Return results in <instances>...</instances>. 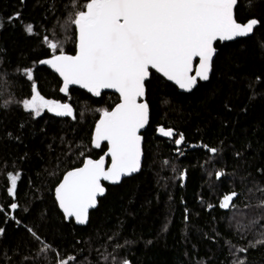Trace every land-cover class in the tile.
I'll return each instance as SVG.
<instances>
[{"label":"trees","instance_id":"obj_1","mask_svg":"<svg viewBox=\"0 0 264 264\" xmlns=\"http://www.w3.org/2000/svg\"><path fill=\"white\" fill-rule=\"evenodd\" d=\"M87 2L0 0V264H264V244L256 243L264 240V0H239L237 20L259 26L218 42L210 79L193 91L152 71L143 167L107 184L80 226L66 220L54 191L68 170L106 151L93 147L94 127L120 98L76 87L63 95L59 76L39 62L75 53L74 13ZM35 91L70 104L74 115L26 110L22 102ZM10 174H18L14 194ZM232 192L234 207L222 209Z\"/></svg>","mask_w":264,"mask_h":264},{"label":"snow or ice","instance_id":"obj_2","mask_svg":"<svg viewBox=\"0 0 264 264\" xmlns=\"http://www.w3.org/2000/svg\"><path fill=\"white\" fill-rule=\"evenodd\" d=\"M238 0H88L83 10L74 13V24L78 27V52L76 55L53 56L41 61L52 65L63 77L64 92L69 85L79 84L96 96L102 89H116L121 102L111 111L105 109L95 128V146L108 141L106 155L111 156V166L105 170V159H88L84 166L66 173L56 188L60 208L68 217H75L78 223H86L88 210L96 205L98 195L105 188L101 180L119 182L124 175L139 171L141 158L140 129L148 123L149 108L145 96V80L149 69H155L180 88L190 90L197 77L207 80L217 40L228 41L247 36L253 32L259 21L251 19L238 23L234 18V7ZM19 13L14 17L18 19ZM3 22L0 21V27ZM28 33L32 25L25 26ZM52 49L57 44H50ZM199 58L195 76L190 75L192 63ZM32 79L31 69L24 70ZM23 107L40 116L47 108L59 116H73L70 104L44 99L35 92L30 100H24ZM159 131L168 137L176 135L172 129ZM183 135L175 140L183 142ZM215 153L217 149H210ZM223 173H217L219 178ZM18 174L11 175L10 194H14ZM239 194H226L220 203L222 208L234 207L232 201ZM264 207V202L261 204ZM11 209L17 204L10 205ZM31 232L32 230L29 229ZM3 229H0V233ZM32 235L39 239L36 233ZM257 244H264L258 240ZM253 247L255 245H252ZM44 245L42 251L49 249ZM246 252L247 249H238ZM74 259V258H70ZM61 264H67L61 261ZM123 264H129L123 261ZM233 264H245L244 260Z\"/></svg>","mask_w":264,"mask_h":264},{"label":"water","instance_id":"obj_3","mask_svg":"<svg viewBox=\"0 0 264 264\" xmlns=\"http://www.w3.org/2000/svg\"><path fill=\"white\" fill-rule=\"evenodd\" d=\"M238 2H239V0H238ZM238 2H237V4H236L235 7H234V18H235L236 20H237V18H236V7H237V5H238ZM256 20H258V19H256ZM258 21H259V20H258ZM237 22H238V23H241V24L246 23V22H240V21H238V20H237ZM259 24H260V23H258V25H256V26L254 27L253 32L250 33V34L247 35V36L236 37V38H234L233 40H228V41H220V40L215 41V42L213 43V47L216 49V51H215V53H214V55H213V58H212V61H211V71L209 72V78H208L207 80H203V79L197 77L195 85H194L190 90H186V89H182V88H180L179 85L175 83V81L169 80V79H168L167 77H165L162 73L158 72V71L155 70V69H151V68H150V69H149V77L145 80V96L141 98V102L146 101V102L148 103V100H147V85H146V83H147V81L150 79L151 74H152V71H155L156 73H158L159 75H161L165 80H167V81L173 83L175 86H177V88H178L180 91H183V92H191V91H193V90L198 86V84H199L200 81H201V82H206V81H208V80L210 79V77H211V75H212V72H213L214 60H215L216 55H217V53H218V48H217V46H216L217 43L220 42V43L223 44V43H225V42L235 41V40H237V39H239V38H245V37H248V36H250V35H252V34L254 33L255 29L259 26ZM75 28H76V33H77V43H76V51H75V53H68V52H59V53H56V54H54V55H52V56H50V57H47V58H43V59H41L40 62H39L40 65L46 66L47 68H49L50 70H52L55 74H57V75L59 76V78H60L61 81H62V84H61V87H60V92H61V94H63V95H67V94H69V92H70V90H71L72 87H76V88L83 89V90L87 91L88 93H90L92 96H94V97H96V98L101 97V95H102L103 93H106V92H112V93H116L117 95H119L120 100H119V102L117 103V104H119V103L121 102V96H120L119 92H118L116 89H102V90H101V94H100L99 96H96L94 93L90 92L87 88H84V87H82V86L79 85V84H74V85H69V88H68V91H67V92L62 91L61 89L63 88V77H62V76L56 71L55 68L52 67V65H50V64H46V63H41V61L52 59L53 56L60 55L61 53L65 54V55H76V54H77V52H78V27L75 25ZM199 63H200V61H199V58H198V57L195 58V59L193 60L192 68H191V72L189 73L190 75H192V76H195V75H196V72H197V70H198V68H199ZM117 104H116V105H117ZM116 105H115V106H116ZM115 106H114V107H115ZM114 107H113V108H114ZM113 108H112V109H113ZM148 108H149L148 123L145 125L144 128L140 129V131H139V133H138V134L142 137V140H141V158H140V167H139V171L134 172V173H132L131 175H124V176H122L121 179H120V181H119V182H116V183H114V182H112V181H106V180H103V179H102V180H101V184H102L103 187L105 188V192H104L103 195H98V196H97L95 207H92V208H90V209L88 210V219H87V222L81 224V223H78V222H77V220L75 219L74 216H73V217H68V216L64 213L63 209L60 208V206H59V201H58V199H57V197H56V188H57V187L59 186V184L63 181V178H64V176L66 175L67 172L72 171V170L77 169V168H81V167H83V166H84V163H85L88 159L98 160V159H100L101 157H104V159H105V165H104L105 170H107V169L111 166V156H110V155H106V153L108 152V148L110 147L109 142H108V141H102L100 147H96V146H95V143H94V140H95V128H96V125L99 123L100 119L102 118L103 113L100 115V117H99V119L97 120V122H96V124H95V127H94L93 137H92V143H93V147H94L95 149H100L104 144H106V145H107V149H106V151H105L101 156H99V157H97V158H95V157H91V156H88V157L85 158V160H84V162L82 163V165H80V166H78V167H76V168H73V169L68 170V171L63 175L61 181H60L59 184L56 186L55 191H54L55 198H56V201H57V203H58V206H59L61 212L65 215V218H66L67 221H70L71 219H73L77 225H80V226L87 225L88 222H89V219H90V213H91V211H93L94 209H96V208L98 207L100 198H102L103 196H105V194L107 193V184H110V185H117V184H120L125 178H128V177H130V176H133V175H135V174H138V173L141 171V169H142V167H143L144 159H145V151H144V135H143V133L147 130L148 125H149V122H150V118H151V109H150V105H149V103H148ZM112 109H110L109 111H111ZM222 200H223V199H222ZM221 202H222V201H221ZM232 203H233V201H232ZM221 208H222V207H221ZM222 209H224V210H229L230 208H227V209L222 208Z\"/></svg>","mask_w":264,"mask_h":264},{"label":"rangeland","instance_id":"obj_4","mask_svg":"<svg viewBox=\"0 0 264 264\" xmlns=\"http://www.w3.org/2000/svg\"><path fill=\"white\" fill-rule=\"evenodd\" d=\"M35 92H37V91H35ZM35 92H34V94H35ZM33 94V95H34ZM40 94V93H39ZM41 95V94H40ZM42 96V95H41ZM43 97V96H42ZM32 98V97H31ZM31 98H29V99H27V100H30ZM44 99H46V100H49V101H55V102H58V103H62V104H68V103H64V102H61V101H58V100H55V99H49V98H46V97H44ZM45 110H48L47 108H42L41 109V113L43 112V111H45ZM33 111V110H32ZM49 111V110H48ZM51 112H53V111H51ZM53 113H55V112H53ZM73 115H74V110H73Z\"/></svg>","mask_w":264,"mask_h":264},{"label":"bare ground","instance_id":"obj_5","mask_svg":"<svg viewBox=\"0 0 264 264\" xmlns=\"http://www.w3.org/2000/svg\"><path fill=\"white\" fill-rule=\"evenodd\" d=\"M161 137H162V136H161ZM230 208H231V207H230ZM90 214H91V213H90ZM71 220H73V219H71ZM71 220H70V221H71Z\"/></svg>","mask_w":264,"mask_h":264}]
</instances>
